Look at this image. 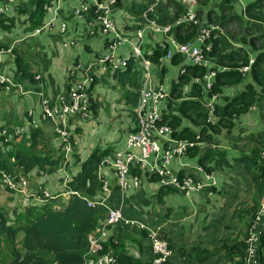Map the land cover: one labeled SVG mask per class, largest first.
<instances>
[{"label":"crops","instance_id":"obj_1","mask_svg":"<svg viewBox=\"0 0 264 264\" xmlns=\"http://www.w3.org/2000/svg\"><path fill=\"white\" fill-rule=\"evenodd\" d=\"M35 1L37 0H15L14 6L24 7L23 9L27 11ZM98 1L107 4L110 0ZM117 1L121 5L118 4L117 6L115 4L111 7V16L115 23L118 19L126 20L121 26L116 23L119 46H121L120 54L124 56L129 53L130 46L137 42L136 34L146 21L144 13L147 8H139L145 5L142 0ZM161 1L164 2L165 0H159L153 10L147 12L150 19H153L154 10L159 11L161 9L160 5L163 3ZM180 1L185 6L184 0ZM246 1L242 0L240 2L245 3ZM49 2L50 4L45 8L43 23L36 30L26 31L25 28L28 25L27 23L24 25V21L27 14L22 15V17L13 16L11 14L14 9L9 17L15 18L14 23H23V25L21 24L23 27L20 33L19 29H16L17 25H14V28L10 31L0 29V44L6 46V49L0 48V72L14 83L6 91L0 93V98H8L7 96H9L16 105L17 103L22 104L19 101L20 98L26 102L25 108L20 107L18 110L15 109V112L11 110L9 116L8 114L6 116L4 125L0 123V128L19 124L26 125L30 119L28 118V112L34 111L36 115L32 113V118L39 124L38 130L42 132L46 139L44 144H46L50 157L58 161L57 165L51 169L48 168L51 172L47 175L41 174L37 169L25 175L29 187L23 196H17L16 193L3 195L0 192V210L5 214L8 223L11 225L15 223L17 216L28 208L42 207L45 204L46 200H41L38 196V191L41 189L59 198L54 203V207L63 208L72 195L71 192L66 190V183L76 175L81 163L94 150L110 148L113 154L116 151L125 149V135L122 138L119 132L127 134L134 127L133 117L130 114L134 108L127 103L126 94L131 92L137 94L142 82V67L139 60L133 61L131 75L129 79L124 80L122 83L113 77L112 72L101 76L98 79L99 81L90 88L89 98L93 101L94 109L90 110L88 118L92 116L95 118L99 116V119L106 118L107 125H112L113 130L106 132L107 138L104 139L103 143L100 140L99 142L95 141L94 137L86 143L85 138H81V136L83 126L88 127L90 125V122L87 121L88 118L71 119L67 122L66 128L70 132L73 146L72 151L65 154L53 132V122L40 119L39 111L42 98L39 93L43 92L54 105H58L59 96L67 91L66 67L76 59L81 60L86 66L94 65L102 50H104V38L98 30H92L93 35H89L91 30L87 26L86 20L74 15V10L79 3L78 0H49ZM236 2H239V0H236ZM136 10H139L138 14ZM49 23L53 25L50 26ZM62 24H66L67 29L65 32L60 30ZM44 33L46 35L41 36ZM173 38L174 40L170 38L167 42L168 50L173 49V43L177 41L175 37ZM142 41L144 53H148L150 56L155 50L166 48V37L163 34L143 30ZM70 42L74 45L66 46ZM14 51L29 63L31 72L35 76L39 75L41 81L31 84L27 80H19L20 84L17 83ZM73 52L75 53L74 56L72 55ZM163 57L158 60L161 59L163 62L166 60ZM163 67H166V63L163 64ZM80 77L81 81L84 80L83 75H80ZM206 98L207 94L204 95V98L202 96L201 100L205 101ZM90 106L92 107V105ZM103 109L107 110V113L102 114L103 117H101ZM118 118L119 122L116 121ZM115 123L119 125L118 133L115 132L113 127ZM31 132L32 128H27L19 136L20 138L18 137V143L28 145ZM85 144L90 147L86 148ZM41 147L39 145V148ZM203 151L198 155L187 156L185 159H175L171 164L173 172L189 173L200 180L203 179V175L197 168L200 167L205 172H207L205 168H210L209 173L211 172L217 182L216 187L210 190L205 189L188 197L189 199L186 197V202L177 200L176 195L182 193L176 190L174 193L168 194L161 203H158L156 196L161 187L160 184L158 181L152 180V176L147 177L141 173L136 174L141 180L139 188L121 192L117 188L114 170L110 167L102 168L100 178L108 182L110 193L106 201V207L101 206L105 209V213L102 211V218L98 221V226L103 224L107 208L119 209L125 217L140 221L150 229L159 228V233L170 244L172 250L169 258L170 264H241L243 256L245 257V249L241 246L243 236L246 233L250 218L257 211L256 209L251 215V209L255 206V203H259L256 186L255 189L241 187V185L247 187V183L242 178H237L234 182V186H238L237 189L230 190V192L221 189V182L223 181L222 175L218 171L226 170L224 168L216 169L213 161L206 162L205 167L201 166L198 163V158ZM226 158L232 161L230 157L226 156ZM17 173L21 174L20 171H17ZM51 175H57V181L47 186L46 183L52 177ZM155 183H157L156 186ZM242 196L244 199H240ZM103 197L105 196L98 193L95 199ZM222 218L223 220H221ZM218 224H225V227L226 225L230 227L229 235L225 239L217 236ZM243 227L245 229L241 230ZM115 232L114 228L108 229V238L105 240L104 245L110 242L117 248L109 246L107 252L115 254L122 246L124 253L135 259L136 264H146L148 262L149 256L146 251L148 242L143 238L137 227L126 228L122 240L114 238ZM146 233L148 236V232ZM21 241L22 238L18 239L19 246Z\"/></svg>","mask_w":264,"mask_h":264},{"label":"built area","instance_id":"obj_2","mask_svg":"<svg viewBox=\"0 0 264 264\" xmlns=\"http://www.w3.org/2000/svg\"><path fill=\"white\" fill-rule=\"evenodd\" d=\"M78 1L74 15L86 20L87 26L91 30L89 35H93L92 30H98L101 33L104 38L103 52L105 54L94 65L88 66L87 69L81 61L68 67L67 74L71 80V85L66 95L59 96L57 106H54L48 98L42 97L41 117L43 120L49 119L53 122L54 132L59 137L63 150L66 153L72 151L71 136L64 124L65 121L75 116L85 118L90 113V100L86 89L93 82V76L104 75L106 71L123 70L130 59L139 60L143 74L138 92V103L132 111L134 127L127 133L125 149L116 151L111 156H106L102 160L101 167H110L114 170L117 186L121 192L137 189L141 185L140 178L132 174L133 170H138L141 174L147 176H155L160 186L174 188L185 197L216 187L217 182L213 175L206 173L200 167L197 169L203 175L202 180L196 179L189 173H183L180 176L179 172L175 173L171 168V164L175 159H185L189 151L198 144L173 138V129L167 123H163L162 104L167 95L162 86L155 88L152 83L151 56L144 53L142 38L143 30L166 35L172 32V27L150 21L147 12H151L155 5L147 7L144 13L146 23L143 24V30L136 34L137 42L130 46L129 53L122 56L117 51L120 45L117 28L110 18L111 7L115 6L116 0H110L107 4H102L98 0ZM14 4L15 0H0V16L6 15ZM184 4L186 6L184 15L176 24L192 23L196 25L197 20L194 12L196 0H184ZM48 25L52 26L53 24L49 23ZM61 30L64 31V24L61 25ZM208 35L209 30L202 29L195 41L185 43L174 41L173 49L167 50L163 57V59L170 61L175 55H179L185 63V67L206 69L205 74L200 79H196V82L202 88L201 95L203 98L205 94L211 92L216 76V72L211 70L210 62L206 56V51L210 50V46H204V41ZM253 61V59L249 61V65L245 66L243 73H248ZM81 74L84 76L82 81L79 78ZM35 79L39 80L40 76L36 75ZM4 83L14 85L0 72V86ZM217 97L218 95L212 94L205 101L201 100L207 114V122L212 121ZM28 116L30 121L22 128L16 127V129L11 128L8 131L2 129L0 131V137L3 138L4 143L10 142L14 136L23 134L28 127H33L32 125L36 124V121L32 118V111L29 112ZM261 156L264 159V153ZM100 173L101 170L98 172L99 178ZM100 183L99 194L105 197L89 201L88 206L106 207L110 186L107 181L101 178ZM26 185L27 181L24 176L16 179L6 172L0 171V191L22 193L26 189ZM43 193L44 195L41 193L39 196L41 200L50 199L47 192ZM118 225L134 226L148 232L151 251L155 255L152 264H164L171 256L172 252L168 248L167 242L160 237L159 228L150 229L140 221L125 217L119 209L107 208L103 224L97 226L87 236L88 249L82 264H119L113 254L104 252V242L108 238V229ZM243 241L245 244L244 264H261L258 250L261 247L264 256V190L257 211L248 224Z\"/></svg>","mask_w":264,"mask_h":264},{"label":"trees","instance_id":"obj_3","mask_svg":"<svg viewBox=\"0 0 264 264\" xmlns=\"http://www.w3.org/2000/svg\"><path fill=\"white\" fill-rule=\"evenodd\" d=\"M145 5L142 8H147L156 5L159 0H142ZM228 2L231 0H227ZM176 16L183 11V7L171 0ZM50 4L49 0H37L26 11L19 9L20 12H25L27 18L24 21V25L27 23L26 31H34L39 28L45 16V8ZM258 4L251 2L246 5V13L251 9L256 8ZM185 9V7H184ZM14 19L0 16V29L2 31H10L14 28ZM198 32V26L192 23L177 25L173 31L175 39L180 43L191 41ZM228 43L223 38H216L212 41V51L208 56H215L217 63L222 66L220 69L211 68L216 70V76L214 79L213 88L210 94L221 93L224 87L231 85H239L242 82V76L238 72L239 60L244 64H247V58L243 60L239 57V52L228 51ZM0 48L6 49V46L0 44ZM15 53V72L17 79L27 80L31 84H34L37 80L35 75L31 72V67L28 62L24 61L16 51ZM164 55V51L157 49L152 53L151 59L157 61ZM175 55L172 58L173 64L177 62ZM264 62V53L256 56L253 69V75L256 73ZM193 73H198L202 76L206 69L189 67ZM133 69V60H129L127 67L124 70H118L113 72V77L122 83L124 80L129 79ZM97 83L99 80H94ZM38 82V81H37ZM198 93L196 98L183 100L178 107V115H163V123H167L171 128L174 124L178 123L180 116L189 119L193 124H204L207 120V114L203 108L199 98L201 95V86H197ZM174 91V86L171 87V92ZM259 91L251 86H246L239 93L233 95L229 101H227L223 107L217 108L215 111L216 116L219 118V123H227L229 118L234 114L240 116L244 114L247 109L255 102L260 100ZM126 101L133 108L138 103V93H127ZM90 110L94 109L93 101L90 99ZM205 128L204 126L202 127ZM173 129V128H172ZM2 128H0V131ZM201 132H205V129ZM173 138H188L193 139L194 134L188 129L183 128L179 131L173 132ZM3 138L0 137V171L18 175L17 171H20L21 175L25 176L32 170L37 169L40 173H50L53 166L57 165L58 161L53 160L50 157L49 151L46 148L45 141L42 132L38 129H33L30 134V143L28 145L18 143L12 145V142L4 143ZM2 144V145H1ZM11 146V148L5 150V146ZM42 147L37 149L38 146ZM195 149L189 151L188 156L196 155ZM4 150L5 152H2ZM112 153L110 148L102 149L98 148L94 150L80 165L79 171L71 180L66 183V190L71 192V196L63 208L54 207L56 199H48L42 207L34 206L28 208L25 212L19 214L14 224H9L5 214L0 210V264H82L84 256L88 249L87 236L95 230L98 226V221L102 218V211L105 213V209L100 206H88L89 201H95L97 194L100 190V178L98 172L101 167L102 160ZM258 156L253 158L246 156H240L232 161H229L225 154L219 150H212L210 148L205 149L198 158V163L205 167L206 162L213 161L214 167L218 168H232L234 164L243 167L245 172L251 173L255 170L254 181L256 182L257 196L262 194V187L264 183V162L256 164ZM209 173L210 168H205ZM140 173L138 170H133L132 174L136 175ZM183 172H180V176ZM147 176V175H145ZM148 177V176H147ZM152 180L157 182L155 176L151 177ZM176 189L170 187H160L157 192V202L161 203L162 200L171 193H174ZM257 202V201H256ZM258 208V204L251 209V215ZM252 218H250L251 220ZM250 222V221H249ZM249 224V223H248ZM134 227V226H133ZM248 227V226H247ZM128 226L118 225L114 227L116 231L114 238L122 240L124 237L125 229ZM140 230V229H139ZM144 239L147 240V255L148 262L146 264H152L155 255L151 251L150 240L147 236V231L140 230ZM22 234L21 245L18 244V235ZM245 236V234H244ZM243 236V240H244ZM168 248L171 250L170 244ZM5 246L7 251L5 253L1 251ZM109 246H113L110 242L104 245V252H107ZM243 248L245 249L244 241H242ZM172 252V250H171ZM118 263L136 264L137 261L132 257L124 253L123 247L120 246L117 253L113 254ZM259 262L264 261V256L261 251V247L258 250ZM170 258V257H169ZM169 258L164 264H170ZM139 264V263H138ZM241 264H244V256Z\"/></svg>","mask_w":264,"mask_h":264},{"label":"rangeland","instance_id":"obj_4","mask_svg":"<svg viewBox=\"0 0 264 264\" xmlns=\"http://www.w3.org/2000/svg\"><path fill=\"white\" fill-rule=\"evenodd\" d=\"M170 1L171 0H168V1L165 0L164 2L161 1V3L163 2L162 5H160L161 3L159 4L161 9L159 11L154 10V15L152 17L153 19H149L150 21H154L158 24H163L164 26L172 27V32L165 35L166 48L163 50L164 55L168 50V47H167L168 40L170 38L174 40L173 31L175 29V26H177L176 23L177 21L181 19L185 11L184 9L185 6L182 5V1L176 0L175 2H177L183 7V11H181L176 16V12L174 11V8L172 4L170 3ZM240 1L242 0H239V2H236V0H231V2L230 1L228 2L227 0H196V7H194V12L196 14V20H197L196 25L198 26V32L196 33V35L191 41L196 40V37L198 36V34L200 33L202 29L209 30V35L206 37L204 41V46H210V50L206 51V56L208 57V60L210 62V68L213 67L216 70L220 69L222 66H220L217 63V59L215 56H208L209 52L212 51V48H211L212 41L216 38L221 37L228 43L229 52L237 51L239 52V57L242 60L245 57L247 58V61H248L247 64H244L241 60H239L238 62L240 65L238 68V72L242 76L241 84L224 87L221 93H213V95H218L217 99L215 100V111L217 108L219 109V107L222 108L223 105L227 101H229V99L234 94L239 93L246 86H251V88H254V89L256 88V90L259 91L258 93L260 95V100L253 103L244 114L240 116H237L234 114L232 117L229 118L228 124L227 123H223V125L220 124L218 116H216V114L214 113L212 121L207 122L206 120L205 125L204 124H193L189 119L180 116V120L178 121V123L174 124L172 128H173V131H179L183 128H188L194 134V137L191 140H189L186 137L180 138L178 140L189 141V142H194L198 144L195 149V153L197 155L200 154L202 150L210 148L212 150H219L223 152L225 156L230 157L232 160L240 156H246L249 158H253L257 155L258 159L256 161V164H259V162H264V159L261 156V154L264 153V62L259 67L256 73V76L252 74L253 73L252 67H250L248 73H243L244 72L243 69L245 68V66L249 65V61L251 59L254 60L252 64L253 66L256 56H258V54L260 53H264V0H254V2H256L258 6H256V8L251 9L250 12H247V13H246L245 7L246 5L251 3L253 0H249V1L247 0L245 3H242ZM116 4L117 6L118 4L121 5L120 3H118L117 0H116ZM136 7L138 8V6ZM23 8L21 6L12 5V7L9 9V11L4 16L7 18H11L12 16L9 17V15L11 11L14 9L11 15L22 17V15H24L25 12H20L18 10L19 9L24 10ZM136 13L138 14L139 10H136ZM111 15H110V18L112 22L115 24V26H116V23L118 24V26H121L123 25L122 23L126 21V20L118 19L116 20V23H115ZM145 23L146 22H144V25ZM21 24L23 25V23L21 22L15 23V25H17L16 29H19V33L23 27ZM182 24H190V23H182ZM142 28H140L139 31H137V33L140 32ZM66 29H67L66 24H64V31L61 30V26H60L61 32H65ZM44 35H46V33H44L41 36H44ZM191 41H188V42H191ZM67 45L73 46L74 44L70 42L69 44L67 43L66 46ZM120 48L121 46L118 47L117 49L118 52H120ZM203 48L205 49V47ZM104 54L105 52H103L102 50L101 55L98 57V59L102 57ZM72 55L74 56L75 53L73 52ZM150 60H151L150 62H151L152 83L155 85V88L162 86L167 95V98L164 100L162 104V115H171V114L178 115L179 104L184 99L185 100L186 98L187 99H191V98L197 99L196 94L199 92L198 91L199 88L197 87L199 86V83L196 82V79L197 78L200 79L205 73L202 76H199L198 73H193L192 70H189L188 67H185L186 65L183 62L181 57L180 59H178L177 57V62L175 64H173L172 60L168 62L166 60H164L163 62L160 60L154 61L151 58ZM78 61H81V60L76 59L66 67L65 72H66L68 84H67L66 93L62 95L67 94V92L69 91L70 85H71L70 84L71 80L67 74V69L69 66H71L72 64ZM164 63H166V67H163ZM84 66H85V69H87L88 66L86 65ZM182 69L184 70L182 71ZM157 71L158 73H156ZM107 73H111V72L106 71L104 75ZM88 74L90 75V73ZM101 76L103 75H97V76L94 75L93 79L98 80L99 78H101ZM79 78L81 77L79 76ZM94 80L90 85H88L86 89L87 94L89 96L91 93L90 88L95 84ZM37 81H41V77ZM17 83L20 84V82H17ZM10 86L11 84H8V83L2 84L0 86V93L3 91H6V89L9 88ZM172 86H174L173 92H171ZM139 90H140V87L137 91L139 92ZM201 93H202V88H201ZM39 94L41 98L42 97L48 98L43 94V92ZM7 97L8 98H3V99L0 98V123H2V125H4L6 116L7 114L9 116V113L11 110L15 112V109L18 110L20 109V107L25 108L24 105H26V102L22 98L19 99V101L22 102V104L19 105L17 103L16 105L13 103V99H11V97L9 96ZM199 101H201V98H199ZM54 106H57V105H54ZM89 108H90V101H89ZM39 112H40V119L42 121L49 120V119H46V120L42 119L41 107H40ZM32 113L35 114L34 111H32ZM106 113H107V110L103 109L101 113V117H103L102 114L105 115ZM130 114L133 117L132 112H130ZM88 116L85 118H88ZM74 118L83 119L82 117H79V116L70 117L65 121L64 123L65 126L69 120L74 119ZM28 121H30V119ZM87 121L90 122V125L88 127L83 126L82 136H81V138H85L86 143H88L90 139H92V137H94L95 141L99 142L100 140L101 143H103L104 139L107 138L106 132L107 131L111 132L113 130L112 125H107L106 118L99 119V116H97V118L92 116L88 118ZM116 121L119 122L120 121L119 118ZM133 121H134V118H133ZM23 126L24 124H19V125H15L12 127H2V129H7L8 131V130H11V128L16 129V127L22 128ZM32 126L33 127H28V129L30 128H33L34 130L38 129L39 124L36 123L35 125H32ZM203 126L205 127L204 133L201 132V129L202 131L204 130L202 128ZM113 127L115 128V132L118 133V130H117L119 127L118 123L113 124ZM53 132H54V129H53ZM54 134L57 137V134L55 132ZM119 134L122 138L124 137V135H125V138L127 136V134H124V132H119ZM19 136L13 137V140H12L13 142L11 141L12 145L18 144L19 142L18 139L20 138ZM57 139L59 140V137H57ZM70 141H72V146H73V140H71V137H70ZM12 145L5 146L4 149L7 150L11 148ZM60 147L63 150L61 144H60ZM85 147L89 148L90 146H86L85 144ZM37 149H39V146ZM2 152H5V151L2 150ZM63 152L66 154V151L63 150ZM111 155L112 153L109 156ZM102 168L104 167H100L99 171ZM224 169L226 171H223V170L218 171L222 175L223 182H221V187H220L221 189L227 190L228 192H230V190L237 189L238 186H234V182L237 178H242L247 183V187L245 185H241V187L243 186L246 189H249L250 187H252L253 189H255V186H256V182L254 181L255 170H253L251 173H247L245 172L243 167L236 165V164H234L232 168H228V169L224 168ZM7 174L11 175L12 177L16 179L19 178L20 176L23 177V175L21 174H18V175H14L10 173H7ZM41 174L47 175L48 173H41ZM51 176L52 177H50V179L46 183L47 186L51 184L52 182L57 181L56 180L57 175H54V176L51 175ZM25 179L27 181V185H26L27 187L26 189L23 190L22 193L15 192L17 196L18 195L23 196L29 187L28 179L26 177ZM238 183L240 184V182ZM156 185L157 183H155V186ZM263 190H264V183L262 187V192ZM0 192H2L3 195H10V194L12 195L13 193L11 191H0ZM43 192H47V191L44 189L39 190L38 196H40L41 193L44 195ZM47 193L50 195V199L56 198L54 195L50 194L49 192ZM261 196L262 194L259 196V201L261 199ZM176 198L177 200L181 202H186V199H185L186 197H184L183 194L176 195ZM58 199L59 198H56L55 202L58 201ZM187 199L189 198L187 197ZM240 199H244V197L242 196ZM38 204H41V203H38ZM221 220H223V218ZM224 220L226 219L224 218ZM128 227H132V226H128ZM229 229L230 227H228L227 225L225 227V224H218V229H217L218 238L225 239V237L229 235ZM243 229L245 228L243 227L241 230ZM230 232L232 233V230ZM162 236L163 235H160L161 238H163ZM21 238H22V234H19L18 239H21ZM163 239L165 240V238ZM5 250L7 251L5 246H3L1 251L5 253ZM261 264H264V261H262Z\"/></svg>","mask_w":264,"mask_h":264}]
</instances>
